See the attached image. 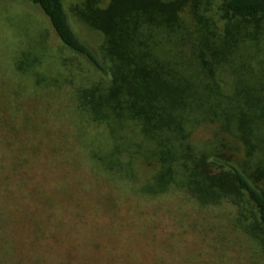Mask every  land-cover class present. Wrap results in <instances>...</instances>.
<instances>
[{
    "label": "rangeland",
    "instance_id": "1",
    "mask_svg": "<svg viewBox=\"0 0 264 264\" xmlns=\"http://www.w3.org/2000/svg\"><path fill=\"white\" fill-rule=\"evenodd\" d=\"M6 1L10 9L0 11V264H264V249L236 206H200L178 183L157 196L141 193L157 168L147 153L152 142L128 118L120 126L112 119L119 126H110L114 134L89 123L76 91L102 76L59 41L38 7ZM201 2L188 0L179 12L186 31L192 34L195 12L219 33L214 19L222 0ZM76 3L66 4L69 22L100 55L103 36L75 17L70 6ZM107 4L98 0L101 8ZM262 38L245 40L234 56L253 79L243 57L252 56V68L264 76ZM18 62L28 74L16 70ZM212 83L222 95L248 90L228 63L218 66ZM222 139L227 154L255 164L241 141L212 124H201L187 142L202 151ZM134 145L142 147L135 153ZM118 146L125 151L115 169L92 158L113 155Z\"/></svg>",
    "mask_w": 264,
    "mask_h": 264
},
{
    "label": "trees",
    "instance_id": "2",
    "mask_svg": "<svg viewBox=\"0 0 264 264\" xmlns=\"http://www.w3.org/2000/svg\"><path fill=\"white\" fill-rule=\"evenodd\" d=\"M29 1L45 15L59 41L102 76L76 91L77 107L88 122L105 124L114 134L112 119L120 126L119 119L128 118L152 142L147 153L157 168L141 193L163 194L170 182L174 188L178 183L200 206L228 202L248 220L247 232L264 249V190L260 186L264 182V94L257 91L264 93V76L262 71L255 73L252 56L243 58L254 79L234 57L247 46L241 44L245 40L259 43L263 39L264 0H222L217 6L221 16L214 19L219 33L194 12L197 23L192 34L179 17L188 0H108L105 8L98 6V0ZM69 2H78L70 6L75 17L102 34L100 55L72 28L66 10ZM8 5L0 0V11L9 10ZM226 63L248 89L244 94L222 95L214 90L212 78L218 66ZM15 67L28 74L21 62ZM201 124L215 125L241 141L255 164L227 154L223 139L208 142L202 151L189 145L188 138ZM141 147L134 145L135 153ZM118 148L113 155L92 158L105 170L115 169L120 163L118 153L125 151ZM147 153L141 156L147 159Z\"/></svg>",
    "mask_w": 264,
    "mask_h": 264
}]
</instances>
